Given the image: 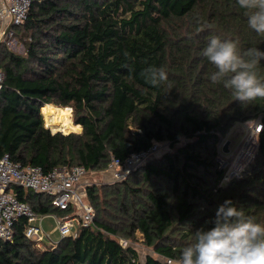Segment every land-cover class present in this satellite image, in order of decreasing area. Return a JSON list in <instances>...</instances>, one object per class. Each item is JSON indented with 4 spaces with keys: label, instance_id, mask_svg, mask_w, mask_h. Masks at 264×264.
Returning a JSON list of instances; mask_svg holds the SVG:
<instances>
[{
    "label": "trees",
    "instance_id": "obj_1",
    "mask_svg": "<svg viewBox=\"0 0 264 264\" xmlns=\"http://www.w3.org/2000/svg\"><path fill=\"white\" fill-rule=\"evenodd\" d=\"M17 28L25 54L0 41V157L44 171L76 164L102 171L154 141L173 149L133 170L136 178L88 184L96 217L76 235L42 247L19 218L14 237L0 241V264H174L226 199L264 222V100H234L210 81L215 69L201 54L214 36L264 50L236 0H32ZM150 65L163 67L168 82L147 85L140 72ZM51 104L72 107L83 131L52 132L42 113ZM250 119L262 121L254 159L220 185V134ZM14 190L40 213L71 212L44 193ZM137 233L156 256L141 260L119 240Z\"/></svg>",
    "mask_w": 264,
    "mask_h": 264
},
{
    "label": "clouds",
    "instance_id": "obj_2",
    "mask_svg": "<svg viewBox=\"0 0 264 264\" xmlns=\"http://www.w3.org/2000/svg\"><path fill=\"white\" fill-rule=\"evenodd\" d=\"M236 4L243 10L248 28L264 36V0H236ZM194 19L197 24L201 23L199 17ZM201 54L215 69L210 81L222 84L234 100L242 103L264 100L261 63L264 50L259 47L241 50L238 40L214 36ZM140 76L154 88L168 82V73L163 67L150 65ZM206 224L211 227L197 229L193 241L183 247L174 264H264V222L246 214L231 199L220 204L214 218Z\"/></svg>",
    "mask_w": 264,
    "mask_h": 264
},
{
    "label": "built area",
    "instance_id": "obj_3",
    "mask_svg": "<svg viewBox=\"0 0 264 264\" xmlns=\"http://www.w3.org/2000/svg\"><path fill=\"white\" fill-rule=\"evenodd\" d=\"M31 3L32 0H0V38L13 35L16 27L24 23ZM3 81L4 72L0 69V87H2ZM256 120L257 124L253 127L252 134H257L258 138V133L262 130V121ZM247 136H250L249 133ZM159 149L160 142L154 141L148 148L134 151L125 158L113 157L106 171L112 173L114 179H122L139 166L150 161ZM255 151L256 149L253 159ZM232 163L229 158L223 163L219 162V168L225 170L220 185L241 177L244 168L248 165L241 171L235 170L230 174L229 164ZM87 172L86 166L81 164L57 166L49 171H44L41 166L23 165L14 161L8 153L0 157V241L12 239L15 234L16 222L19 218L24 217L25 235L36 241L37 245L41 243L45 245L43 220L46 213L36 211L29 202L21 200L14 190L15 185L49 195L52 204L59 209H71V212L66 215L52 214L55 220L54 229L61 237L76 235L79 227L93 224L96 209L88 197L87 183L84 181ZM120 242L124 246L127 245L124 239H121ZM53 243L54 241H50V244ZM168 262H172L171 259Z\"/></svg>",
    "mask_w": 264,
    "mask_h": 264
},
{
    "label": "rangeland",
    "instance_id": "obj_4",
    "mask_svg": "<svg viewBox=\"0 0 264 264\" xmlns=\"http://www.w3.org/2000/svg\"><path fill=\"white\" fill-rule=\"evenodd\" d=\"M0 41L6 42L8 48L16 53L19 54L26 53L24 39L22 38L21 30H19V28L15 29V33L9 37L7 36L1 37ZM68 116L70 117L71 122L75 124L72 110ZM256 124H257V120L250 119V120L238 121L235 124H233L226 133L220 134V140L216 145L219 151L218 161L220 163H223L229 158V161L231 163L233 162L232 164H229L230 174H232V172H234L235 170L239 172L247 164L252 163L253 153L258 144L257 134H252L253 133L252 129L253 127H255ZM45 125H47L46 119H45ZM76 126L78 127V130L74 132H78L80 130V126L79 125ZM51 131L53 132V130ZM248 133L250 135L249 137L247 136ZM247 138L249 139L247 140ZM184 141H185V137L183 136L179 144L183 143ZM227 142H228V151H225L224 145ZM170 149L172 150L173 148H170L167 141L160 142V149L152 159H156V158L159 159L165 151H168ZM237 155L239 156L238 158L235 159ZM135 171L134 172L132 171L133 173H131L130 177L136 178L138 173L136 174ZM113 180L114 178L112 176V173L106 170L99 171L93 169H88L87 175L84 178V181L87 183V185L91 183H95L98 184L99 186H101L104 183H111ZM54 226H55V220L53 217L46 218L45 220H43V229L45 232V239H44L45 244H50V241L57 242L61 238V235L54 229ZM121 239H124L127 244H131L132 246H135L138 249L141 260H144L148 254H152L156 256V253L153 252V249L144 243L143 237L141 236L140 233H137L136 237L133 239L119 237V240ZM39 246L45 247V245L42 243Z\"/></svg>",
    "mask_w": 264,
    "mask_h": 264
},
{
    "label": "bare ground",
    "instance_id": "obj_5",
    "mask_svg": "<svg viewBox=\"0 0 264 264\" xmlns=\"http://www.w3.org/2000/svg\"><path fill=\"white\" fill-rule=\"evenodd\" d=\"M71 107H59L51 104L48 107L42 108L44 120L46 119L47 127L53 132L62 131L70 133L71 131L78 130L77 124H73L68 116L71 113Z\"/></svg>",
    "mask_w": 264,
    "mask_h": 264
},
{
    "label": "crops",
    "instance_id": "obj_6",
    "mask_svg": "<svg viewBox=\"0 0 264 264\" xmlns=\"http://www.w3.org/2000/svg\"><path fill=\"white\" fill-rule=\"evenodd\" d=\"M77 125L80 126V130H79L78 132L83 131V127H82V125H81V124H77ZM52 214H54V213H46V216L44 217V220H45L46 218L53 217ZM54 228H55V226H54ZM48 242H49V241H48ZM48 245H49V244H48Z\"/></svg>",
    "mask_w": 264,
    "mask_h": 264
},
{
    "label": "water",
    "instance_id": "obj_7",
    "mask_svg": "<svg viewBox=\"0 0 264 264\" xmlns=\"http://www.w3.org/2000/svg\"><path fill=\"white\" fill-rule=\"evenodd\" d=\"M57 132V131H56ZM224 150L228 151V142L224 145Z\"/></svg>",
    "mask_w": 264,
    "mask_h": 264
}]
</instances>
